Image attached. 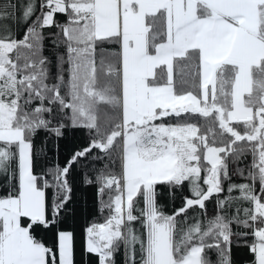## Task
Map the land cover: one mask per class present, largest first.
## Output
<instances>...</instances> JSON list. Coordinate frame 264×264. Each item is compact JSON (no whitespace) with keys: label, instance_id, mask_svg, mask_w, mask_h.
<instances>
[{"label":"snow or ice","instance_id":"obj_1","mask_svg":"<svg viewBox=\"0 0 264 264\" xmlns=\"http://www.w3.org/2000/svg\"><path fill=\"white\" fill-rule=\"evenodd\" d=\"M0 264H264V0L0 3Z\"/></svg>","mask_w":264,"mask_h":264},{"label":"trees","instance_id":"obj_2","mask_svg":"<svg viewBox=\"0 0 264 264\" xmlns=\"http://www.w3.org/2000/svg\"><path fill=\"white\" fill-rule=\"evenodd\" d=\"M4 2V0H0V3ZM22 2V0H21ZM82 133L81 132H73V131H69L68 133H66V138L65 139H62L60 141V144H61V150H60V153H59V156L56 157L54 156L53 152H52V140L50 139L48 141V158L49 160H57L60 162V163H63V160H64V156H65V153L68 149V147L70 146L71 143H77L79 142V138L81 137ZM44 136V133H40L37 138H36V145H39L41 143V140ZM80 175L79 173H76L74 174V181L77 185V188H76V192H77V197L79 198L81 195L85 196L87 198V210H88V214H92L94 211H95V189L92 188V187H85V186H81L80 185ZM162 191H166V190H163ZM158 201L162 204L165 205V211H171L170 207H169V198L167 197V195L163 196V197H158ZM175 206L176 207H179L180 206V201L179 199L176 200L175 202ZM211 211H212V206L211 204H209V213L211 214ZM77 240H78V244H79V241H80V234L78 233V236H77ZM233 257L234 259L236 260H243V259H246L247 258V250L245 248H236L234 247L233 248ZM122 259L121 256H117V260L118 262Z\"/></svg>","mask_w":264,"mask_h":264}]
</instances>
